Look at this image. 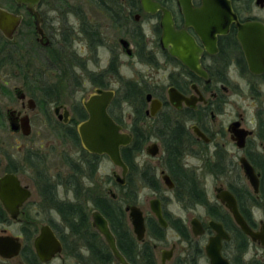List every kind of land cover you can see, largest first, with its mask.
I'll return each mask as SVG.
<instances>
[{
    "label": "flooded vegetation",
    "instance_id": "1",
    "mask_svg": "<svg viewBox=\"0 0 264 264\" xmlns=\"http://www.w3.org/2000/svg\"><path fill=\"white\" fill-rule=\"evenodd\" d=\"M141 1L80 0L78 3H70L68 0H40L35 8L40 18L39 26H36L25 5H17L14 0H0V9L22 17L12 40H7L0 32V71L7 67V50L14 51L15 60L21 61L23 52L11 48L21 27L27 31L24 36L31 37L30 44L34 46L35 52L46 59L51 56L47 54L51 49L60 54L63 48L75 41L74 38H77L81 50L86 49L91 53L101 50L108 56L102 71L91 77L93 91L79 104L68 110L67 107L56 104L57 102L50 103H55L53 116L58 127L53 131L61 133L74 148L73 152L70 150L62 158L63 172L57 175V183H52V179L39 170L41 161L30 158L32 152L20 151L21 161L24 160L25 166L32 168L35 175L34 184L40 200L38 204H33L30 202L33 191L18 176V170L15 168L16 172H4L15 174L20 186L30 192V197L20 207L16 220H11L0 204L4 216L0 226L9 220L20 226L19 236L7 235L5 229L0 236H13L18 238L21 244L18 257L10 260L0 258V264H8L16 259L22 260V264H27V259L21 257L26 246L32 249L36 264H44L39 262L33 249V240L44 225L52 228L62 244L61 254L48 263L58 259L61 264H65L62 254L66 252V243L55 230L53 220L40 226L37 218L40 216L36 211L37 206L47 214L53 211L60 219L58 226L65 229L62 233L66 235L65 232H69L60 214L44 203L50 197L68 206H80L85 213V228L100 243L99 240H104V237L92 227L91 217L93 211L99 212L107 221L118 250L130 264H140L149 257L152 258L153 264H156L157 245L164 241L166 243L165 232L170 229L177 234L178 240L186 244L182 249L183 258L174 259L177 246L172 244L169 249L160 251V264H198L196 261L199 254H204L210 264L205 247L209 239L216 236L210 223L220 224L229 238L222 240L220 251L229 264H260L254 260L243 263L241 256L245 254L250 243L264 248V71L250 70L237 33L238 25L255 24L264 28V0H224L225 4L230 6L233 18L213 19L220 25H228V29L226 33L216 34L206 43L189 24L192 18H187V15L201 9L202 0H190L189 12H183L181 0H149L156 9L150 5L144 8ZM218 2L219 0H215L216 4ZM224 2L220 0L218 6L221 7ZM6 3L8 7L5 6ZM167 18L171 19L175 31L186 34L200 49L197 68L199 67L205 75L200 76L185 62L172 56L174 40L162 41V23ZM104 21L111 23L106 24L105 29L117 30V43L114 45L110 46L104 42ZM38 28L47 41L46 46L39 43L42 37ZM210 32L213 34L215 28H210ZM197 53L198 50L188 56ZM121 55L131 61L138 59L152 74L160 73L162 79L155 80L149 75L148 80L142 78L140 82H124L122 91L113 88L118 85L117 79H120L118 61ZM17 67L22 68L19 64ZM41 83L44 86L46 84L44 81ZM16 88L21 87H15L13 93ZM43 88L54 89L50 86ZM171 89L175 91V103L170 100ZM96 90L113 92V99L106 112L112 122L120 127V133L130 138L129 144L120 148L125 171L115 166L107 155L90 153L81 142L78 125L88 119L84 103ZM24 94L25 100H18L14 93L22 111L7 109L5 121L7 123L8 110L15 111L19 117L28 116L32 132V122L26 111L32 112L37 106L33 98L26 97L25 92ZM147 96L150 98L147 99ZM27 99L34 100L33 110H28L23 105ZM55 108H59L57 112ZM152 108L153 111L156 109L154 114ZM31 132L24 136L21 131H9L10 134L23 138L29 137ZM3 154L6 155L4 151ZM151 161L155 163L151 164ZM191 161L196 163L189 165L193 164ZM189 166L208 171L206 173L214 179L213 196H209L205 189H197L198 181L190 172ZM247 166L253 172V183L247 176ZM165 175L172 181L173 188L169 189L165 185ZM136 178L143 181V186L150 191V199L143 207L139 204L132 182L136 181ZM95 181L102 183L98 185L93 183ZM114 187L121 194L114 193ZM59 188L64 189L65 199L59 198ZM166 190L173 192L175 200L183 203L184 208L198 205L204 207L205 219L191 217L186 221L171 216L166 210ZM232 201L247 227L259 235L255 242L236 224ZM154 204L160 209L165 227L160 225L153 211ZM129 207H136L142 212L145 228L142 240H138L134 234ZM198 226V231H201L199 235L195 233V227ZM122 231L132 238L133 243L127 247L130 260L119 247V238H124ZM25 233H34L29 244ZM104 248L111 254L107 244ZM84 250L88 251L87 248H83ZM83 251L78 252L80 259ZM226 251L235 254L232 260L226 257ZM88 252L87 264H92L91 253ZM75 255L77 257L76 253ZM114 262L118 264L115 259Z\"/></svg>",
    "mask_w": 264,
    "mask_h": 264
},
{
    "label": "rangeland",
    "instance_id": "2",
    "mask_svg": "<svg viewBox=\"0 0 264 264\" xmlns=\"http://www.w3.org/2000/svg\"><path fill=\"white\" fill-rule=\"evenodd\" d=\"M68 1H70V3H78L80 0ZM5 6L8 7V4L6 3ZM108 23L109 22H103V39L106 44L111 46L117 43L116 39L118 34L117 30L113 28L105 29ZM109 25H111V23H109ZM24 34H27V31L21 27L19 33L15 36L14 45L11 46L12 49L20 50L21 53L23 52L21 61L19 62L17 59L14 64L8 65L0 71V176L6 171L10 159L12 165L18 170V176L24 184L28 185L33 191L30 202L38 204L40 199L34 184V171L32 168L25 166L24 160L21 161L19 152H32L30 158L41 161L39 170L44 171L47 177L52 179V183H57V175L63 172L62 158L64 154L70 152V150L71 152L74 150L71 143L66 141L61 133L55 130L53 131V129H58L54 122L56 118L53 116L55 103L45 107L44 104L41 103V91L39 90L46 86L54 87L53 90L55 93L52 94V98H57L56 104H61L67 107L68 110H71L74 105L79 104L87 94L93 91L94 85L92 84L91 77L102 71L104 62L108 59V56L101 50H98L96 53L87 52L86 49H84V51L81 50L77 38H74L75 41L63 48V52L60 54H56L55 51L51 49L49 53H47L51 54V56H48V59H46L45 56L35 52L34 46L30 44L31 37L26 38ZM16 63L21 65L22 68H18ZM118 63V74L120 79H117L118 85L116 84V86H113V88H118V90H123L122 84L124 82H140L142 78L148 80L147 76L149 75H152L155 80L160 81L162 79L160 73L152 74L151 71H148L149 69L145 64L138 59H133L131 61L126 56L121 55L119 56ZM46 65H48V67H46ZM41 81L46 82L45 86ZM25 84L30 89L32 95L26 92ZM160 84H162V81ZM15 87H21L26 93V97L33 98L37 106L32 112L26 111V113L30 115L32 122V132L27 138L10 134L5 121V111L7 109L11 108L22 111L21 104L13 93ZM45 109H47L46 112L44 111ZM3 151L6 155L3 154ZM191 162L193 164L189 165H194L196 163L195 161ZM152 163L154 164L155 161H151V164ZM189 170L195 175L196 181H198L197 189H205L209 196H213L212 181H214V179L206 173L208 171L205 169L200 170L192 166H189ZM135 180L136 181H132L134 189L138 195L139 204L143 207L145 203L147 204V200L150 199V191L147 187L143 186L145 185L143 181H139L137 178ZM93 183L99 185V183L102 182L95 181ZM115 192L121 194L118 190H115L114 187V193ZM164 194L168 199L166 210L171 216L180 217L186 221L191 217L205 219L206 211L201 205H195L196 207L192 208H184L185 206L182 205L183 203L180 204L175 200V194L173 192L166 190ZM58 196L61 199H65V191L63 188H59ZM37 207L36 211L40 214V216L37 217L41 223L40 226L43 223L49 222V220H53L55 230L65 235L62 233L65 229L58 226L61 222L56 214L53 211L47 214L39 206ZM33 209L32 207V210ZM19 227V224L9 220L8 223H4L2 227L0 226V235H2V230L5 229L7 235L19 236ZM65 233L67 234V231ZM165 238L166 243L164 241L157 245L158 249L155 251L156 264H160V251L162 249H169L172 244H176L177 246L174 259L183 258L182 249L186 247V244L178 240L177 234L172 229L165 232ZM99 241L102 246L106 247L103 239ZM202 242H200V244H202ZM68 243L70 250L68 249L65 254H62V258L65 259V264H87L89 252L83 251L82 248L83 254L81 259L77 258L75 255L77 252L74 240L69 239ZM234 256L235 254L233 252L226 251V257L230 260H232ZM241 257L243 263H249L254 260L260 264H264V248L250 243L245 254ZM111 263L115 264L114 259L110 261L109 264ZM196 263L208 264V261L204 254H199ZM8 264H22V260L16 259L8 262ZM48 264H61V262L56 259Z\"/></svg>",
    "mask_w": 264,
    "mask_h": 264
},
{
    "label": "water",
    "instance_id": "3",
    "mask_svg": "<svg viewBox=\"0 0 264 264\" xmlns=\"http://www.w3.org/2000/svg\"><path fill=\"white\" fill-rule=\"evenodd\" d=\"M14 1L17 5H25L33 19L34 25L39 26L40 18L35 12V8L40 0ZM189 1L190 0L180 1V4L183 7V12H186L185 10H187V12L190 11L188 10ZM221 1L224 2V0ZM141 2L144 8H147V5H150L153 9H156L149 0H142ZM202 3L203 5L201 9L187 15V18H192L189 20V24L193 26L197 35L204 43H206L208 42V39H213L216 34L226 33L228 29V25H220L216 21H213V19L233 18V15L231 14L230 6L225 4V2V5H220L221 7L218 6L220 0L218 4L215 3V0H202ZM21 20V16H16L0 9V32L7 38V40L13 39V34L16 28L20 25ZM162 27V41L174 40V48L171 51L172 56L185 62L191 70L197 72L200 76L205 75L199 67L197 68L200 49L190 41L186 34L177 32L173 29L170 18L164 19ZM212 27L215 28L213 34L210 32V28ZM38 33L42 37V39L39 40V43L46 46L47 41L43 38L42 31L39 28ZM237 39L245 54L250 70L252 72H257L255 71L256 69H258V71H264V28L262 26H256L255 24L238 25ZM124 45H126V43H124ZM197 50V54L188 56L193 52H197ZM14 93L18 100H25V94L21 88H16ZM174 94V89H171L169 95L172 103L176 102ZM149 98L150 96H147V99ZM112 99L113 92L96 90L95 93L89 97L87 102L84 103L88 119L78 125V132L81 142L87 151L94 154L107 155L115 166L121 167L125 171L126 167L120 157V148L129 144L130 138L125 134L120 133V127L112 122L106 112ZM23 105L26 106L28 110H33L35 108V102L33 99H27ZM58 109L59 108H55V112H57ZM151 111L152 114H154L156 109L153 111L152 108ZM19 116L20 115L16 114L15 111H7L6 117L9 131L12 133L21 131L24 136H28L31 132L29 118L28 116ZM246 173L253 183V172L248 166L246 168ZM163 180L169 189L173 188V183L168 176H163ZM29 197L30 192L20 186L19 180L15 174L8 173L0 177V204L10 216L11 220L17 219L20 207ZM232 206V213L236 224L241 228L244 234L249 236L251 240L255 242L259 235L255 234L247 227L244 220L237 212L233 201ZM129 209L134 225V234L138 240H142L145 230L142 212L136 207H129ZM153 211L158 218L160 225L165 227L166 223L162 219L157 204H154ZM91 217L93 220L92 227L104 237L113 258L118 264H130L118 250L115 237L111 233L107 221L97 211H93ZM210 226L216 233V236L210 238L205 247L206 256L210 264H229L220 252L222 240H228L229 238L220 224L210 223ZM195 229L196 234H201V231H198L199 226L198 228L195 227ZM33 249L39 262L45 264L50 262L56 255L61 254L62 244L52 228L49 225H44L40 228L38 235L33 240ZM20 251L21 244L18 238L13 236H0V258L10 260L14 257H18Z\"/></svg>",
    "mask_w": 264,
    "mask_h": 264
},
{
    "label": "trees",
    "instance_id": "4",
    "mask_svg": "<svg viewBox=\"0 0 264 264\" xmlns=\"http://www.w3.org/2000/svg\"><path fill=\"white\" fill-rule=\"evenodd\" d=\"M14 51L7 50L6 52V62L7 66L14 64L15 56ZM26 86V92L30 93V89ZM41 91V103L46 105H49L52 102H56L57 98H52V94H54V90L52 89H44L40 88ZM31 94V93H30ZM32 95V94H31ZM34 96V95H33ZM45 112L47 109L44 110ZM6 172H16L15 167L12 165V162H9V165L7 166ZM173 173V172H172ZM44 183H48V181H44ZM47 188V187H46ZM44 203H47V205L51 208H53L55 211H57L63 223L67 226L69 232L66 235L59 234L62 238V240L66 243V252L70 248L68 240L73 239L74 244L76 246V252L77 257L79 258L80 255L78 252L82 251V248H87L88 251H90V258L92 264H109L110 261L113 260L111 254L107 252L96 239L92 235V233L85 228L84 220V210L80 206H68L67 204L59 201H55L52 197L47 198ZM50 208V209H51ZM4 216L1 213L0 209V221H2ZM115 233L117 230L115 229ZM36 232V231H35ZM124 232V231H122ZM124 235V238H119V247L122 251V253L126 256L128 260L131 259L130 255L128 254L127 247H130V244H132V238L128 236L127 233H122ZM25 236L27 237V241L29 244V240L34 236V233L27 234L25 233ZM78 246V248H77ZM70 250V249H69ZM71 252V251H70ZM21 257L27 259V264H36L32 249L29 246H26L21 253ZM89 258V257H88ZM112 264V263H111ZM140 264H153V260L151 257L146 259V261H141Z\"/></svg>",
    "mask_w": 264,
    "mask_h": 264
}]
</instances>
